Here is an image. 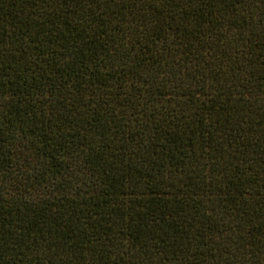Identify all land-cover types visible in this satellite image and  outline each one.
Returning <instances> with one entry per match:
<instances>
[{
  "label": "trees",
  "instance_id": "obj_1",
  "mask_svg": "<svg viewBox=\"0 0 264 264\" xmlns=\"http://www.w3.org/2000/svg\"><path fill=\"white\" fill-rule=\"evenodd\" d=\"M0 264H264V0H0Z\"/></svg>",
  "mask_w": 264,
  "mask_h": 264
}]
</instances>
